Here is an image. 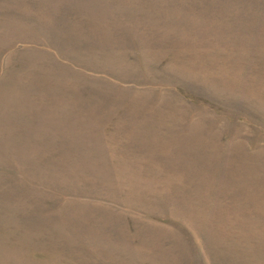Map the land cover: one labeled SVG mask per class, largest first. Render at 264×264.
I'll return each mask as SVG.
<instances>
[{
    "label": "rangeland",
    "instance_id": "374dc122",
    "mask_svg": "<svg viewBox=\"0 0 264 264\" xmlns=\"http://www.w3.org/2000/svg\"><path fill=\"white\" fill-rule=\"evenodd\" d=\"M0 264H264V0H0Z\"/></svg>",
    "mask_w": 264,
    "mask_h": 264
}]
</instances>
